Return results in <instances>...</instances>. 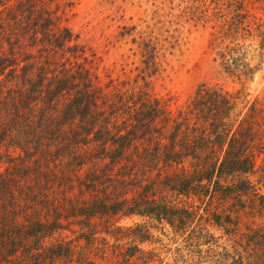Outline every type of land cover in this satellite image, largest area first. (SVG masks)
I'll list each match as a JSON object with an SVG mask.
<instances>
[{
    "label": "trees",
    "instance_id": "obj_1",
    "mask_svg": "<svg viewBox=\"0 0 264 264\" xmlns=\"http://www.w3.org/2000/svg\"><path fill=\"white\" fill-rule=\"evenodd\" d=\"M195 1L197 25H211L214 61L225 74L247 78L248 37L262 42L264 19L243 25V6L231 18L225 0ZM72 7L70 0H0V264L31 240L38 249L26 256L44 253L55 262L66 246L47 238L66 230L85 233L92 253L93 221L122 212L166 222L176 237L183 232L174 264H264V224L255 221L264 216V99L241 108L243 91L204 83L174 111L146 80L155 65L150 49L133 82L103 85L68 25ZM168 190L191 202L173 200ZM243 222L251 223L245 231ZM144 227L134 232L143 233L139 244L151 239ZM119 235L115 242L128 239ZM171 242L163 234L160 250L172 255ZM102 244L94 255L106 260L111 250L119 264L134 257L154 264L160 255Z\"/></svg>",
    "mask_w": 264,
    "mask_h": 264
},
{
    "label": "rangeland",
    "instance_id": "obj_2",
    "mask_svg": "<svg viewBox=\"0 0 264 264\" xmlns=\"http://www.w3.org/2000/svg\"><path fill=\"white\" fill-rule=\"evenodd\" d=\"M70 1L73 7L69 11L68 25L78 36L80 42L87 47V54L90 59H93L92 72L98 75L103 85H107L111 79H114L116 83L123 80L133 82L138 75L137 67L144 66L142 52L150 49L155 65L148 72V76L151 77H146V80L150 83V90H153V94L159 99L169 100L171 109L174 111L185 105L198 87L204 83L219 86L232 94L243 91L248 97L245 101L240 99L241 108L249 101L253 103L256 99H264V50L261 49L264 39L261 42L262 38L248 37L247 45H250V53L247 62L252 73L247 78L239 81L225 74L214 61L215 53L211 47V25L205 29L204 26L197 25L196 19L192 16V13L201 5L199 1L176 0L173 3L170 0ZM225 1L229 2L231 9L228 12L231 18L236 14L235 9L243 6L240 10L244 16L240 19L243 25L253 27V18L264 19V0ZM187 8L192 10L188 11ZM246 13L250 16V23L245 20ZM174 172L171 170L170 174L174 175ZM260 193L264 195V189L260 190ZM168 195L173 200L180 197L181 201L191 202L189 197L178 196L171 190H168ZM231 203L233 202L229 201L225 205L229 206ZM255 221L263 226L264 216L261 217V213L258 214ZM250 222H243L244 231L245 226L251 224ZM93 224L96 226L95 237L98 248L92 253L87 250L89 238L85 233L81 232L84 236L81 238L78 233L72 234L66 230L63 233H56L52 238H47L49 244L54 243L57 246V240H59L66 246L63 248V253L59 249L63 257L55 262L47 258L44 253L37 259L26 256V251H31L30 247L38 249V246L36 247L31 240L27 245L28 248L19 251L17 258L4 264H82L85 261H88V264H119L121 259L113 257L111 250L107 252L109 257L106 260L99 257V253L97 256L94 255L103 246L104 239L111 246L114 245L123 252L136 245H139L145 252L155 251L160 255L154 264H174L173 257L177 249L181 247V241L183 243L184 240L181 237L183 232L176 237L174 227L166 222L127 215L123 212L115 216L96 218ZM142 226H145L144 232L150 233L151 236L145 244L138 242L143 233L140 237L134 233L137 227L142 228ZM191 231L192 228H188L184 232L185 237ZM210 232L216 237L222 235V230L217 227L210 228ZM118 234H120L118 237L127 234L128 239L120 240V243L115 242L114 236ZM163 234L172 238L168 248L174 251L173 256L164 253L165 249L160 250L158 239L160 240ZM74 238L78 245L73 243L69 249L65 242L68 243ZM135 258H132L129 264H141V262H135L133 260ZM162 259L163 262H161Z\"/></svg>",
    "mask_w": 264,
    "mask_h": 264
}]
</instances>
